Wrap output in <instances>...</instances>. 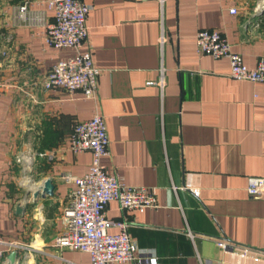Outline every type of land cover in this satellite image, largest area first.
Returning <instances> with one entry per match:
<instances>
[{
    "label": "crops",
    "instance_id": "obj_1",
    "mask_svg": "<svg viewBox=\"0 0 264 264\" xmlns=\"http://www.w3.org/2000/svg\"><path fill=\"white\" fill-rule=\"evenodd\" d=\"M80 1L91 6L95 100L43 88L51 65L74 53L44 44L45 0H0V241L16 244H0V264H89L87 253L52 243L74 189L64 176L90 163L88 151L66 149L68 137L95 111L106 171L153 189L157 202L141 212L106 203L104 217L128 222L136 246L134 261L110 264H264V195L245 191L248 177L264 174V83L230 78L225 58L194 44L198 30L215 29L254 66L264 54V0ZM45 179L52 194L33 196ZM221 238L230 251L215 245Z\"/></svg>",
    "mask_w": 264,
    "mask_h": 264
},
{
    "label": "built area",
    "instance_id": "obj_2",
    "mask_svg": "<svg viewBox=\"0 0 264 264\" xmlns=\"http://www.w3.org/2000/svg\"><path fill=\"white\" fill-rule=\"evenodd\" d=\"M45 4L51 12V20L43 24L44 44L53 49L71 48L74 53L51 65L42 81L43 88L61 89L69 94L79 92L82 98L95 100L99 70L92 63L85 26L91 6L80 0H45ZM26 10V2L19 5L18 14L22 20L27 19ZM234 11L233 8L228 10L229 13ZM157 42L159 46L164 42L162 33ZM194 44L195 52L199 55L225 58L230 78L264 83V54L254 66L247 67L240 54L231 50L224 35L215 29L198 30ZM157 83L161 84V78ZM66 149L72 153L88 151L90 163L83 174L64 176L74 184V189L61 214L62 230L55 236L52 246L85 252L89 256V264L134 261L136 246L128 235V222L105 218L104 208L110 200L116 201L122 210L141 212L155 208L157 202L154 190L126 185L106 171L101 158L108 155V138L103 118L97 111L90 118L72 125ZM245 191L250 196H263L264 174L248 177ZM192 192L196 194L197 190ZM108 226L116 227L117 231L107 232ZM187 236L193 238L189 231ZM0 244L16 247L13 242L0 241ZM215 245L223 252L233 247L232 243L222 238L215 240ZM2 256L3 250L0 249V261Z\"/></svg>",
    "mask_w": 264,
    "mask_h": 264
},
{
    "label": "water",
    "instance_id": "obj_3",
    "mask_svg": "<svg viewBox=\"0 0 264 264\" xmlns=\"http://www.w3.org/2000/svg\"><path fill=\"white\" fill-rule=\"evenodd\" d=\"M38 193H40L41 196L46 195H51L52 194V184L49 179L43 180L40 186H38L34 191H33V196H36ZM16 256V253L13 251L9 255V260L12 261L14 257Z\"/></svg>",
    "mask_w": 264,
    "mask_h": 264
}]
</instances>
